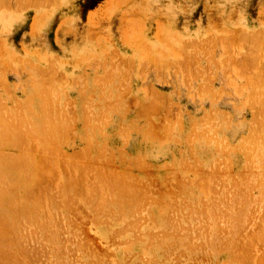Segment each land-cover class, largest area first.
Returning <instances> with one entry per match:
<instances>
[{"label":"rangeland","instance_id":"rangeland-1","mask_svg":"<svg viewBox=\"0 0 264 264\" xmlns=\"http://www.w3.org/2000/svg\"><path fill=\"white\" fill-rule=\"evenodd\" d=\"M263 2L264 0H0V102L3 100L2 103L4 104L6 100L4 105L0 103V112L2 115L4 113L5 116L7 109H9L8 112L10 111V113L14 110L12 114L16 116L20 115L19 109L21 108L23 114L29 115L28 117L32 121H29V123H34L35 127L32 126L34 129L38 128V130L42 123L43 126L47 123L51 124V122L58 120L61 114L66 115L64 118L67 119V125L68 121L70 122V127L68 126V128L65 124L66 126H64L65 129L63 131L62 125L66 121H56L57 126H53L60 128L61 134L60 132L57 133L59 131L58 128V131L54 130L50 124L48 128L51 127L52 132L51 128L47 130L46 125L44 127L47 131L42 126L41 128L44 131L42 129V133L40 130L38 134V131L33 132L29 128L31 124L28 121L27 124L29 125H26V128V126H23L26 124L25 120H22L24 124L21 125L20 122L17 123L15 120L19 115L14 119V116H9L7 112L6 114L10 119L13 117L12 119L14 120H10L13 124L16 122L17 124L15 125L20 124L23 128L31 130L34 133L31 134L32 132L30 131L27 134L29 131H26L27 133L20 131L18 133L20 137L18 138V134L11 133L14 128L11 130V134L8 133L10 131L8 127L11 125L12 128L13 124L10 122V125L7 126L9 124L7 115L8 123H6V119L0 113V116L3 118L2 121L5 122L7 127L2 128V124H0V138L5 137L7 141L2 139V142L5 141L8 145L4 142L2 144L6 146H1L0 140V150L3 149V151L1 150L2 152L0 151V157L6 155L0 158V173L3 171L6 174V179L9 178L7 179L9 181L4 180V184L9 183L12 179L13 182H16L14 183L16 185L13 184V187L12 184H9L6 188L8 190H5L8 193H12L15 190L13 193H16L14 197L16 199L14 201V203L16 202L15 207L17 203L22 204V206L34 205L33 207H36L35 209L38 211L31 213V215H34L32 221L23 222L20 225L19 229L21 230L19 234L20 232L22 234H20L21 240L25 239L22 246H26L22 247L24 258L21 257L22 260L18 258L19 263L27 261V264H68L67 262L71 264H264V153L262 152L264 151V146L261 145L259 147L263 138L258 136L257 138H262V140H257V143L255 142L256 140H253L254 143L252 140H248V142L251 141V143L249 142L250 146L249 143L243 141V136L247 139L253 135L255 136V134L261 135L260 132H264V13H262L264 6L261 7ZM259 36L262 38L259 39ZM212 41H214V45ZM257 46L259 47L258 49H256ZM241 61L242 64H240ZM246 78L249 79L247 80ZM246 82L253 83L246 85ZM208 89L211 92H208ZM45 91L49 92L45 94ZM248 94L249 96L247 97ZM41 95H45L42 96L45 98H42ZM46 96H49L50 99ZM57 96L59 97L57 98ZM252 96L257 99H252ZM27 101L30 103L32 109H29L31 108L28 106L29 104L26 105L29 108L24 106V102L28 103ZM41 101L42 104H39ZM48 103L49 106L52 104L56 107L57 111L60 109L58 112L59 117L56 114L52 116V109L54 108L51 107L52 105L49 107ZM46 104L50 109L47 108L50 112L48 118L53 121L48 120L47 122V117H45L44 123L42 122V118H44L43 113L46 111L48 116L47 109H45ZM5 105L6 108H4ZM17 106L20 108L16 112ZM40 106L44 107L45 111L41 110ZM62 106L63 108H61ZM2 109L5 112H2ZM56 110L55 112L53 110V112L57 113ZM252 111L254 113L257 111L258 114L262 112L260 114L263 116V119L260 114L258 115L256 112V115H254ZM102 113L106 114L102 115ZM257 115L260 118L255 119ZM96 116L97 119L95 118ZM205 116H208V121H205L207 120ZM28 117H26V120L29 119ZM56 117L57 119H55ZM61 118L59 120L63 119ZM260 119L263 121H260ZM257 120L261 124L259 130L257 128L260 124L258 126V123L255 124ZM59 122H61L60 127L58 126ZM212 122H214L213 125ZM20 125L16 127L19 129ZM207 125L208 127L210 125L209 129L211 130L208 129ZM93 126H96V128ZM99 126H101L102 131H100ZM16 127L14 131H17ZM252 127H257L255 131L260 132L254 134ZM4 129L6 131H3ZM205 129H208L209 132L205 131ZM147 130L150 132L149 134ZM248 131L250 134L252 133V136L248 135ZM55 132L57 134L54 136ZM203 132L205 135H203ZM20 133L23 134L21 135ZM36 133L37 136L39 135L38 138ZM211 133L214 134L211 135ZM24 134L27 135L25 136ZM46 134H48V137L50 136V139L44 136ZM84 134L87 136L86 138ZM57 135H59V138H57L61 140L60 142L56 138ZM195 135L196 137L193 138ZM206 135L207 139L211 135V138L215 137L219 141L215 138H209L208 140L210 141H208ZM65 136L68 138H65ZM189 136H192L191 139ZM15 137L17 138L14 139ZM29 137L35 139L31 140L32 144L29 143ZM7 138L12 142H8ZM17 139L20 140L18 141ZM241 141L247 143V145L241 143ZM21 142L26 146L21 145L20 147ZM252 143L254 146H252ZM215 144H218L220 147L222 144H226L223 147V153L221 151L222 148H217ZM27 146V149H31L30 152L34 154V160L33 158L31 159L34 163L30 161V157H33V155L30 156L32 153L29 154V150L26 149ZM251 146L255 147V149H251ZM22 147L25 149H22ZM34 147L35 149L38 147V149L35 150ZM241 147L246 151V154L248 152L249 158L248 154L242 153ZM5 149L6 152L7 150L8 153L10 152L11 156L15 154L14 157L12 156L13 158L17 155L16 160L14 159L17 164L15 161H11L12 158L8 153L4 152ZM3 152L4 154H1ZM259 154L262 156L258 157ZM244 156L246 157L244 158ZM5 157L8 160L10 158V161L14 165L16 164L15 168L17 167V170L9 167L11 163ZM4 158L9 163L8 165ZM222 158H224L225 162ZM246 158H248L247 162H245ZM19 159L25 164L28 163L29 166L33 163V172L31 167L27 166L29 171H31L29 172L25 168V164L23 167L22 162H17ZM1 160L8 168L6 165L3 166L1 164ZM25 160L28 161L25 162ZM250 160L252 164H248L247 166ZM212 163H214V168L211 165ZM229 164L232 166L231 168ZM21 165L25 169H23L24 172L20 170ZM11 166L14 167L13 164ZM14 170L16 173H14ZM37 170L40 176L37 174ZM11 171L12 174L10 175ZM240 171L241 173L238 174ZM3 173L0 174V178L2 179H4ZM21 174L23 177L26 175V177L22 178ZM15 175H21L22 180L24 179L23 184H19L20 182L22 183V180ZM64 176H68V180ZM238 176L239 180L236 179ZM30 178L31 180L29 181ZM208 178H211L210 181H208ZM206 179L208 180L205 181ZM217 179L221 181L219 182ZM70 180L71 182H68ZM25 181L27 184H24ZM63 181L65 185L78 183L79 189L77 187L76 191L73 190L72 193L66 192V194L64 189L61 188V186H65ZM96 181L99 182V186H95L98 184ZM95 182L96 184H94ZM102 182H106L108 185L105 183V186ZM17 184L21 185L20 187L22 188ZM49 185H52L53 190ZM234 186L235 188H233ZM57 187H59L58 192ZM228 187L231 189L228 190ZM222 188H224V191ZM82 189L85 190L83 191ZM220 189L223 191L222 195H220ZM225 189L228 191L233 190V193H235L231 194V191L229 194L226 191L227 197H224L225 194L223 195V193H225ZM237 189H240V194H237ZM50 190L54 192H50ZM60 190L62 191L61 195L59 194ZM87 190L92 195L85 192ZM123 190L126 192H141V197L139 196L141 199H137V202L135 200H130L129 202L133 201L132 208L134 209L138 205L135 212H133L134 209H131V204L128 203V200L125 201L129 205H126L123 201L124 205L122 200L118 199L120 198V193L116 194V192ZM106 192H109V194L112 192L118 196L115 198L114 194H110L112 195L111 199L114 198L111 200L108 197L109 194L108 196L106 195ZM248 192H251L250 195ZM44 193L47 197H44ZM51 193L52 195L50 196L49 194ZM244 193H248L247 197L250 196L251 199H249L252 201L254 199V201L252 202L245 198ZM55 194L60 198L59 200L55 198ZM86 194L93 197L90 200L92 207L97 205L95 206L96 208L90 207L91 204L87 205V203H90L89 200H83ZM101 194H105L104 197L107 196L108 199H103V195L101 196ZM241 194L245 199H240ZM68 195L69 197H74L71 204L68 200ZM236 195L239 196L240 200ZM64 196L67 198L66 200ZM260 197L262 199L259 201L258 198ZM45 198L46 200H44ZM101 198L104 201L106 200V203L102 201L101 204L99 203L103 207L105 205V209H101L102 206L98 204ZM149 198L150 203H148ZM176 198L180 200V202L178 201L180 204L177 203ZM221 198L223 201L222 207L219 202ZM53 199H55V202ZM61 199H63L62 202L64 203L62 206ZM119 200L121 201V205L118 202ZM228 200L231 202L229 201L230 203H228ZM245 200H248L247 204H245L247 207L243 205ZM83 201L85 204L82 203ZM238 201L242 202L238 204ZM134 202L136 203L134 204ZM233 202L237 205L235 206ZM10 203L8 204L10 205ZM215 203L218 204L216 205ZM224 203L228 204L229 212L227 211L228 207L223 209ZM250 203L253 204L251 207H249ZM144 204L147 207L149 206L148 209L147 207L145 208ZM248 204L250 205L248 206ZM0 205L2 207V204ZM41 205L44 206V209L43 207L41 208ZM211 205L213 208H209ZM179 206L182 208H177ZM10 207L14 208L12 204ZM116 207L122 211L124 217H122L123 214H120V211L117 209L113 211ZM7 208L9 209V207ZM107 208L109 209L106 210ZM125 208L128 211L127 209L123 211ZM129 208L135 215L140 213V209L142 212L139 215L137 214L138 216L134 215V217L128 213ZM47 209L51 211L49 212ZM103 210L106 211L104 212ZM170 210H172L171 214L169 213ZM220 210L221 212H219ZM234 210H236V213L240 211L234 216ZM183 211L186 212L184 213ZM57 212L59 216L56 214ZM116 212L119 215L115 214ZM194 212L196 216H194ZM228 213L233 214L228 215ZM0 215L3 214L1 213ZM37 215L39 218L36 217ZM126 215L127 217L125 218ZM4 216L5 218L7 216L9 219L10 215L7 213ZM208 216L212 219L208 218ZM1 217L3 218V216ZM44 217L47 223L40 222L44 220ZM63 217H66V219H63ZM136 217L138 219L141 218L142 222H139V224L141 223L142 225H138V222H136L138 219L136 221L131 220ZM149 217L151 220L148 219ZM5 218L3 219L5 220ZM101 218L103 221H101ZM196 218H199V222L196 221ZM52 219H57V222ZM63 220L67 222L65 223L64 221L63 224ZM129 221L130 223L134 221L131 224L135 225L136 223V226H139V228L133 225V230L132 225L128 223ZM31 222L33 225H31ZM50 222H56L55 226ZM222 222H224L223 226ZM231 223L232 226L230 225ZM34 224H38L36 225L37 229ZM48 224L51 226L48 227ZM60 224L61 226H59ZM171 224L175 225L174 229L171 227L167 229L169 225L172 226ZM22 225L23 227L21 228ZM130 225L132 228H130ZM127 226L130 229H127ZM26 227H29L30 231H27L28 228ZM50 227H54L53 230L58 232L57 236L61 237L53 240L55 237H51L52 234L50 232L52 233L53 230ZM164 227L165 230L163 229ZM43 228L44 233L42 231ZM48 228L50 229L48 230ZM2 229L4 228L0 226V233L2 232L0 235V237L2 236V239L0 238V251H2L1 249L7 250L5 252L10 254L12 253L10 242L12 232L8 231L4 233V231H1ZM45 229L48 232L50 231L49 234H46L48 232ZM195 229H198V231ZM39 232L40 236H38ZM166 232L170 234L168 235ZM8 233L10 234L8 235ZM33 233H36V235ZM29 234H31V238H29ZM63 234L68 240L64 238ZM200 236H203V238ZM72 237L78 240L80 238L86 249L78 244L81 243L80 240H72ZM154 238L157 240L154 241ZM161 238H163V242L159 240ZM42 239L44 242H42ZM63 239L62 245L61 241ZM212 240L214 241L212 242ZM39 243H41L40 246ZM59 243L60 246H58ZM64 243H66V247H63ZM165 244H169L170 248H168L169 246H165ZM180 244L182 245L181 247ZM48 246L51 247V250H49ZM80 246V250H77L76 248ZM52 250L56 253V256L60 257L58 259H62V261L60 260L61 262L52 253ZM70 251L72 252L70 253ZM47 252H49L48 255ZM50 252L54 256V259L51 258L53 257L52 255L49 256ZM57 252L59 255H57ZM173 256L176 261L173 260ZM7 259L6 256L0 257V264H5ZM64 259L67 260L65 261Z\"/></svg>","mask_w":264,"mask_h":264},{"label":"bare ground","instance_id":"bare-ground-1","mask_svg":"<svg viewBox=\"0 0 264 264\" xmlns=\"http://www.w3.org/2000/svg\"><path fill=\"white\" fill-rule=\"evenodd\" d=\"M19 1H20V0H19ZM29 1H30V0H29ZM1 2H3V1H1ZM17 2H18V1H17ZM35 2L37 3V1H35ZM3 3H4V2H3ZM26 3H27V2H26ZM28 3H29V2H28ZM1 4H2V3H1ZM32 4H33V3H32ZM29 5H30V4H29ZM4 6H5V5H4ZM258 38L260 39V38H262V37L259 36ZM258 38H257V39H258ZM259 39H258V41H259ZM238 40H239V39H238ZM252 40H253V39H252ZM254 40H256V39H254ZM256 41H257V40H256ZM213 42H214V41H212V43H213ZM254 42H255V41H254ZM259 42H260V41H259ZM224 43H225V42H224ZM243 43H244V42H243ZM255 43H256V42H255ZM213 45H214V43H213ZM207 46H209V45H207ZM251 46H252V45H251ZM263 46H264V45H263ZM253 47H254V43H253ZM204 48H205V47H204ZM258 48H259V47L257 46L256 49H258ZM194 50H195V49H194ZM209 50H210V49H209ZM254 50H255V49H254ZM213 51H214V50H213ZM213 51H212V52H213ZM196 52H197V51H196ZM252 52H255V51H252ZM252 52H251V53H252ZM253 54H254V53H253ZM112 57H113V56H112ZM112 57H111V58H112ZM260 57H261V56H260ZM104 59H105V58H104ZM255 60H256V59H255ZM118 61H119V60H118ZM237 61H238V60H237ZM263 61H264V60H263ZM104 62H105V61H104ZM255 62H256V61H255ZM240 64H242V61H241ZM109 65H110V64H109ZM208 65H209V64H208ZM262 65H263V64H262ZM126 67H127V66H126ZM241 67H242V66H241ZM262 67H263V66H262ZM117 68H118V67H117ZM128 68H129V67H128ZM243 68H244V66H243ZM246 68H247V67H246ZM104 69H105V68H104ZM207 70H208V69H207ZM241 70H242V69H241ZM261 70H262V69H261ZM47 71H48V70H47ZM211 71H212V70H211ZM41 72H42V71H41ZM102 72H103V71H102ZM128 72H129V71H128ZM248 72H249V71H248ZM260 72H261V71H260ZM126 73H127V72H126ZM193 74H194V73H193ZM246 74H247V73H246ZM258 74H259V73H258ZM258 74H257V75H258ZM3 75H4V74H3ZM104 75H105V74H104ZM106 75H107V74H106ZM123 76H125V75H123ZM249 76H250V75H249ZM262 76H263V75H262ZM262 76H261V77H262ZM127 77H128V76H127ZM186 77H187V76H186ZM93 78H94V77H93ZM106 78H108V77H106ZM207 78H208V77H207ZM0 79H1V78H0ZM45 79H46V78H45ZM98 79H99V78H98ZM108 79H109V78H108ZM118 79H119V78H118ZM246 79H247V78H246ZM248 79H249V78H248ZM248 79H247V80H248ZM250 79H251V78H250ZM262 79H263V78H262ZM209 80H210V79H209ZM244 80H245V79H244ZM93 81H94V80H93ZM186 81H187V80H186ZM210 81H211V80H210ZM5 82H6V81H5ZM5 82H4V83H5ZM99 82H101V81H99ZM208 82H209V81H208ZM212 82H213V81H212ZM4 83H3V84H4ZM41 83H42V82H41ZM122 83H123V82H122ZM249 83L252 84L253 82H252V83L249 82ZM249 83L246 82V85H248ZM230 84H231V83H230ZM243 84H244V83H243ZM42 85L44 86V84H42ZM49 85H50V84H49ZM92 85H93V84H92ZM124 85H125V84H124ZM246 85H245V86H246ZM46 86H47V85H46ZM52 86H53V85H52ZM254 86H255V85H254ZM55 87H56V86H55ZM102 87H103V86H102ZM102 87H101V89H102ZM113 87H115V86H113ZM123 87H124V86H123ZM199 87H200V86H199ZM252 87H253V86H252ZM40 89H41V88H40ZM44 89H45V87H44ZM46 89H47V88H46ZM50 89H51V88H50ZM94 89H95V88H94ZM41 90H42V89H41ZM54 90H55V89H54ZM80 90H81V89H80ZM208 90H209V89H208ZM38 91H39V89H38ZM42 91H43V90H42ZM82 91H83V90H82ZM123 91H124V90H123ZM155 91H156V90H155ZM216 91H217V90H216ZM253 91H254V90H253ZM39 92H40V91H39ZM48 92H49V91H48ZM48 92L45 91V94L48 93ZM57 92H58V91H57ZM80 92H81V91H80ZM84 92H85V91H84ZM99 92H100V91H99ZM101 92H102V90H101ZM151 92H152V91H151ZM208 92H211V91L209 90ZM81 93H82V92H81ZM107 93H108V91H107ZM109 93H111V92L109 91ZM43 94H44V93H43ZM152 94H153V93H152ZM154 94H155V92H154ZM255 94H256V92H255ZM55 95H56V94H55ZM83 95H84V93H83ZM88 95H89V94H88ZM98 95H99V94H98ZM102 95H103V94H102ZM250 95H251V94H250ZM252 95H253V94H252ZM42 96H45V95H41V97H42ZM50 96H51V95H50ZM89 96L91 97V95H89ZM248 96H249V94L247 95V97H248ZM14 97H15V96H14ZM35 97H37V96H35ZM46 97H49V96H46ZM58 97H59V96H57V98H58ZM107 97H108V95H107ZM109 97H111V96H109ZM253 97H254V96H252V99H255V98H256V97H254V98H253ZM0 98H1V96H0ZM42 98H45V97H42ZM101 98H102V97H101ZM120 98H121V97H120ZM120 98H119V99H120ZM27 99H28V98H27ZM49 99H50V97H49ZM49 99H48V100H49ZM153 99H154V98H153ZM252 99H251V100H252ZM256 99H257V98H256ZM4 100H5V99H4ZM19 100H20V99H19ZM28 100H29V99H28ZM32 100H33V99H32ZM42 100H43V99H42ZM48 100H47V101H48ZM54 100H55V99H54ZM64 100H65V99H64ZM67 100H68V99H67ZM104 101H105V100H104ZM110 101H111V100H110ZM255 101H256V100H255ZM255 101H253V102H255ZM2 102H3V100H2ZM2 102H0V103H2ZM5 102H6V100H5ZM5 102H4V104H5ZM27 102H28V101H27ZM48 102H49V101H48ZM52 102H53V101H52ZM52 102H50V103H52ZM57 102H58V101H57ZM85 102H86V100H85ZM89 102H90V101H89ZM253 102H252V103H253ZM256 102H257V101H256ZM54 103H56V102H54ZM103 103H105V102H103ZM2 104H3V103H2ZM2 104H1V105H2ZM4 104H3V105H4ZM18 104H19V103H18ZM24 104H25L24 106H26V105L29 104L28 106L31 107V105H30L29 102H28V103H25V102H24ZM39 104H42V101H41V103H39ZM43 104H44V103H43ZM52 104H53V103H52ZM52 104H50V106H51ZM65 104H66V103H65ZM105 104H106V103H105ZM154 104H155V103H154ZM16 105H17V104H16ZM19 105H20V104H19ZM22 105H23V104H22ZM22 105H21V106H22ZM54 105H55V104H54ZM256 105H257V104H256ZM43 106H44V105H43ZM48 106H49V103H48ZM48 106H47V104H46V108H45V109H47ZM50 106H49V107H50ZM55 106H56V105H55ZM60 106H61V105H60ZM114 106H115V105H114ZM116 106H118V105H116ZM0 107H1V106H0ZM17 107H18V106H17ZM26 107H27V106H26ZM29 107H27V108H29ZM40 107H41V106H40ZM51 107L54 108V109H52V116L55 115V114H56V116H58V115H59L58 112L60 111V109L57 111V110H56V109H57L56 107H54L53 105H52ZM58 107H59V106H58ZM89 107H90V106H89ZM251 107H252V106H251ZM254 107H255V106H254ZM254 107H253V108H254ZM257 107H258V106H257ZM257 107H256V108H257ZM2 108H3V107H2ZM4 108H6V105L4 106ZM19 108H20V107L16 108L15 111L17 112V109H19ZM27 108H26V109H27ZM55 108H56V109H55ZM61 108H63V106H62ZM248 108H249V107H248ZM253 108H250V109H253ZM29 109H32V107L29 108ZM42 109L45 111L44 107H41V110H42ZM48 109H49V108H48ZM48 109H47L48 116H47L46 111L43 113L44 118H42V120H43L42 122H44V123H45V120H44L45 117H47V118H46L47 122H48V120H50V119L48 118V117L50 116V115H49V113H50L49 110H50V109H49V110H48ZM86 109H88V108H86ZM112 109H113V108H112ZM210 109H211V108H210ZM4 110H6V109H4ZM8 110H9V109H7L6 112L3 111V109L1 110L2 112H5V116H4V113H3V115H2V113L0 112V113H1V116L4 117V119H6V123L9 122V124H8L7 126L10 125V122H11L10 120H14L15 117L17 118V116L19 115V114H18V115H16V116H14V114H12L14 110L11 111L12 113H10V111L8 112ZM53 110H54V112H55V110H56L57 113H54ZM109 110H110V109H109ZM20 111H21V108L19 109V113H20V115L18 116L17 119H15L16 122H17V123L20 122V124L23 125L24 123H23L22 120H25V123H26V124L23 125L24 127H25L26 125L28 126L29 124H31L32 121H31L30 117H28L29 115L26 116V114H23V110H22L21 112H20ZM27 111H28V110H27ZM126 111H128V110H126ZM222 111H223V110H222ZM257 111H258V110H257ZM257 111H256V112H257ZM7 112L9 113V114H8L9 116H12V115H13V116H14V119H12L13 117H11V119H10V118L8 117V115L6 114ZM31 112H32V111H31ZM42 112H43V111H42ZM61 112H62V110H61ZM90 112H91V110H90ZM92 112H93V111H92ZM114 112H116V111H114ZM150 112H152V111H150ZM166 112H167V111H166ZM252 112L254 113V111H252ZM256 112L254 113V115H256ZM14 113H15V112H14ZM33 113H35V112H33ZM37 113H38V112H37ZM53 113H54V114H53ZM63 113H64V112H63ZM65 113H66V112H65ZM96 113H97V112H96ZM260 113L262 114V112H260ZM260 113H259V114H260ZM10 114H11V115H10ZM15 114H16V113H15ZM21 114H22V115H21ZM70 114H71V113H70ZM98 114H99V113H98ZM104 114H106V113H104ZM104 114L102 113V115H104ZM148 114H149V113H148ZM205 114H206V112H205ZM205 114H204V115H205ZM257 114H258V112H257ZM259 114H258V115H259ZM261 114H260V116H261L262 119H263V116H262ZM6 115H7L8 119H9L8 122H7V117H6ZM23 115L26 116V117H28L29 119L27 118L28 120H26V117H24ZM45 115H46V116H45ZM86 115H87V114H86ZM91 115H92V114H91ZM93 115H94V114H93ZM96 115H97V114H96ZM251 115H252V113H251ZM254 115H253V117H254ZM258 115H257V117H255V119H256V118L258 119V117H259ZM1 116H0V118H1V119H0V124H2V128H4V127H6V124H5L4 121H2L3 118H2ZM52 116H51V117H52ZM62 116H63V117H62ZM64 116H66V115H62V114H61V117H62L63 119H62L61 117H60V118H61L62 120H59V119H60V118H59L58 120H55L54 122H51V124H50V123H47V124H45L44 126L47 125V130H48V129L50 130L51 127L48 128V126H50V125H51V126H53V125L57 126L56 121H61V122H62V121H66V122L64 123V125H62V127H63V131H64V129H65L64 126L67 125V124H66V123H67V119H65ZM89 116H90V115H89ZM124 116H125V115H124ZM147 116H148V115H147ZM209 116H210V115H209ZM5 117H6V118H5ZM19 117L24 118V119H21V118H20V119H21V120H20ZM37 117H38V116H37ZM51 117H50V118H51ZM54 117H55V116H54ZM58 117H59V116H58ZM87 117H88V116H87ZM92 117H93V116H92ZM165 117H166V116H165ZM205 117H207V118H206L207 120H205V121H208V116H205ZM215 117H216V116H215ZM95 118L97 119V116H96ZM104 118H105V117H104ZM149 118H150V117H149ZM179 118H180V117H179ZM251 118H252V117H251ZM259 118H260V117H259ZM18 119H19V120H18ZM51 119H52V118H51ZM55 119H57V117H56ZM64 119H65V120H64ZM87 119H88V118H87ZM253 119H254V118H253ZM262 119H260V121H261ZM17 120H18V121H17ZM69 120H70V119H69ZM94 120H95V119H94ZM147 120H148V117H147ZM175 120H177V119H175ZM209 120H210V119H209ZM251 120H252V119H251ZM27 121H28V123H29V121H31V122H30L29 124H27ZM50 121H53V120H50ZM50 121H49V122H50ZM96 121H97V120H96ZM108 121H109V120H108ZM164 121H165V120H164ZM173 121H174V120H173ZM180 121H181V120H180ZM262 121H263V120H262ZM2 122H3V123H2ZM13 122H14V121H13ZM16 122H15V124H17ZM21 122H22V123H21ZM34 122H35V121H34ZM42 122H41V123H42ZM61 122H59V124H58L59 127L61 126V124H60ZM209 122H210V121H209ZM252 122H253V121H252ZM254 122H255V121H254ZM11 123H12V122H11ZM41 123H40V125H41ZM84 123H85V122H84ZM93 123H94V121H93ZM97 123H98V122H97ZM148 123L150 124V122H148ZM257 123H258V120H257V122H255V124H257ZM3 124H5V126H3ZM12 124H13V123H12ZM15 124L12 125V128H11V125L8 127V129H9L10 131L8 132V130H7V132H8L9 134H11V133H13V132L16 133V134H18L20 131H23L24 133H27V132L29 131V132L27 133V134H29L31 130H32L33 132H35V131L37 132V131H38V134H39V131L41 130V133H42V129H43V128H41V127L43 126V123H42L41 127H39V128H40L39 130H38V128H37V129L35 128L36 130L34 129V127H35V126H34V123H32L31 126L29 125V128H31V130H27V129H26L27 126H26V128H23V126H21L20 124H18V125H20V128L18 129L19 126H18V125H15ZM49 124H50V125H49ZM65 124H66V125H65ZM69 124H70V122L68 121V125H67V127L69 126ZM73 124H75V123H73ZM85 124L87 125V123H85ZM89 124H90V123H89ZM170 124H171V123H170ZM172 124H174V123H172ZM208 124H209V123H208ZM213 124H214V122H212V125H213ZM250 124H251V123H250ZM252 124H254V123H252ZM259 124H260V123H258L257 126H258ZM32 125H33L34 127H33ZM37 125H38V124H37ZM91 125H92V124H91ZM96 125H97V124H96ZM98 125H99V124H98ZM104 125H105V124H104ZM151 125H152V124H151ZM168 125H169V124H168ZM203 125H204V124H203ZM228 125H229V124H228ZM16 126H18V127H16ZM44 126H43V127H44ZM84 126H85V125H84ZM89 126H90V125H89ZM177 126H178V125H177ZM190 126H191V125H190ZM251 126H252V125H251ZM251 126H249V127H251ZM255 126H256V125H255ZM15 127H16V130H17V131H14V130H15ZM21 127H22V128H21ZM36 127H37V126H36ZM62 127H61V128H62ZM69 127H70V126H69ZM69 127H68V128H69ZM85 127H86V126H85ZM93 127L96 128V126H93ZM100 127H101V126H99V128H100ZM148 127H149V126H148ZM163 127H165V126H163ZM167 127H168V126H167ZM193 127H194V125H193ZM207 127H208V125H207ZM249 127H248V128H249ZM259 127H261V124L258 126V128H257V127H256V128L259 130ZM6 128H7V127H6ZM13 128H14V130H12ZM29 128H28V129H29ZM57 128H58V127L55 128V127L53 126V129H54V130H55V129L57 130ZM68 128H67V129H68ZM71 128H72V127H71ZM73 128H74V127H73ZM91 128H92V126H91ZM91 128H89V129H91ZM94 128H93V129H94ZM177 128H178V127H177ZM209 128H210V125H209L208 129H209ZM252 128H253L254 131L252 130ZM252 128H251V130H252V132H253L254 134L260 132V131H259V132L255 131L256 128H254V127H252ZM44 129H45V131H47L45 127H44ZM44 129H43V131H44ZM59 129H60V128H58V130H59ZM84 129H85V128H84ZM100 129H101V128H100ZM100 129H99V130H100ZM118 129H119V128H118ZM126 129H127V128H126ZM147 129H148V128H147ZM163 129L165 130V128H163ZM169 129H170V127H169ZM191 129H192V128H191ZM208 129H205V131H208ZM260 129H261V128H260ZM262 129H263V128H262ZM1 130H2V129H1ZM11 130H12V132H11ZM18 130H19V131H18ZM24 130H25V131H24ZM54 130H53V132H54ZM58 130H57V131H58ZM130 130H131V128H130ZM148 130H149V129H148ZM148 130H147V132H148V134H149V133H150L149 131H151V130H149V131H148ZM164 130H163V131H164ZM193 130H194V129H193ZM209 130H211V129H209ZM213 130H214V128H213ZM215 130H216V129H215ZM248 130L250 131V129H248ZM3 131H6V129H4ZM26 131H27V132H26ZM32 131H31V132H32ZM66 131H67V130H66ZM86 131H87V128H86ZM92 131H94V130H92ZM100 131H102V129H101ZM119 131H120V129H119ZM119 131H118V133H119ZM145 131H146V129H145ZM166 131H167V130H166ZM249 131H248V132H249ZM10 132H11V133H10ZM33 132H32L31 134H34ZM51 132H52V128H51ZM59 132H60V130H59L57 133H59ZM97 132H98V131H97ZM120 132H121V131H120ZM125 132H126V131H125ZM125 132H124V133H125ZM190 132H191V131H190ZM193 132H194V131H193ZM208 132H209V131H208ZM250 132H251V131H250ZM250 132H249V134H248L249 136L252 134V133L250 134ZM57 133L55 132V133H54V136H55V134H57ZM61 133H62V132H60V134H61ZM99 133H100V132H99ZM126 133H127V132H126ZM126 133H125V134H126ZM201 133H202V132H201ZM20 134L22 135L23 133H20ZM27 134H24V135L26 136ZM31 134H30V135H31ZM44 134H45V132H44ZM63 134H64V133H63ZM144 134H145V132H144ZM166 134H167V133H166ZM170 134H171V132H170ZM189 134H190V133H189ZM207 134H208V133H207ZM213 134H214V133H213ZM213 134L211 133V135H213ZM260 134H261V135H256V134H255L256 138H257L258 136H261V137L263 138V141L261 142V143H263V144L260 143V146L257 145V146H259V147H261V145L264 146V137H263V136H264V135H263L264 132H263V133L260 132ZM42 135H43V134H42ZM47 135H48V134H46V135H44V136L48 137ZM84 135H85V134H84ZM126 135H127V134H126ZM126 135H125V137H127ZM150 135H151V134H150ZM192 135H194V134H192ZM201 135H202V134H201ZM203 135H205L204 132H203ZM211 135H210V136H211ZM262 135H263V136H262ZM28 136H29V135H28ZM28 136H27V137H28ZM36 136H37V133H36ZM36 136H35V137H36ZM58 136H59V135H57L56 138H57ZM63 136H64V135H63ZM93 136H94V135H93ZM210 136H208V137L211 138ZM214 136H216V135H214ZM249 136H248V137H249ZM251 136H252V135H251ZM255 136L253 135L252 137H249L250 139H249V138L246 139V138L243 136V141H245V142H247V143H249V142L251 143V141L248 142V140H252V142H253V140H256L255 142L257 143V140H258V141H259L260 139L262 140V138H260V139L257 138V139H256ZM0 137H1V134H0ZM17 137H18V138L20 137L19 134L17 135ZM17 137H15L14 139H16ZM21 137H22V136H21ZM32 137H33V136H32ZM35 137H34V138H35ZM38 137H39V135L37 136V138H38ZM66 137H67V136H65V138H66ZM86 137H87V136L85 135V138H86ZM89 137H90V136H89ZM89 137H88V138H89ZM144 137H145V135H144ZM189 137H190V136H189ZM191 137H192V136H191ZM191 137H190V139H191ZM195 137H196V135H195L193 138H195ZM240 137H241V136H240ZM58 138H59V137H58ZM58 138H57V139H58ZM63 138H64V137H63ZM67 138H68V137H67ZM127 138H128V137H127ZM187 138H188V137H187ZM209 138H208V139H209ZM212 138H215V137H212ZM212 138H211V139H212ZM241 138H242V137H241ZM244 138H245V140H244ZM251 138H252V139H251ZM254 138H255V139H254ZM2 139L6 140V138H5V137L0 138V140H1V144H2V143L4 144L5 141L2 142ZM7 139H8V138H7ZM12 139H13V138H12ZM20 139H21V138H20ZM20 139H19V140H20ZM22 139H23V138H22ZM32 139H33V138H30V137H29V141H30L29 143H31V144H32V141H31ZM48 139H50V136L48 137ZM48 139H47V140H48ZM144 139H145V138H144ZM176 139H177V138H176ZM206 139H207V135H206ZM208 139H207V140H208ZM215 139H217V138H215ZM8 140H9V139H8ZM17 140H18V139H17ZM19 140H18V141H19ZM33 140H35V139H33ZM53 140H55V139H53ZM63 140H64V139H63ZM73 140H74V138H73ZM85 140H86V139H85ZM207 140H206V141H207ZM217 140L219 141V139H217ZM217 140H216V142H217ZM240 140H241V139H240ZM240 140H239V141H240ZM246 140H247V141H246ZM6 141H7V140H6ZM13 141H14V140H13ZM15 141H16V140H15ZM50 141H51V140H50ZM58 141L60 142L61 140L58 139ZM65 141H66V139H65ZM90 141H91V140H90ZM96 141H97V140H96ZM122 141H123V140H122ZM188 141H189V140H188ZM208 141H210V140H208ZM243 141H241V143H245V142H243ZM8 142H12V141L9 140ZM16 142H17V141H16ZM24 142H25V141H24ZM52 142H53V141H52ZM55 142H57V141H55ZM55 142H54V143H55ZM63 142H64V141H63ZM67 142H68V140H67ZM193 142H194V141H193ZM214 142H215V140H214ZM5 143H6V145H7V142H5ZM13 143H14V142H13ZM49 143H50V142H49ZM64 143H65V142H64ZM88 143H89V142H88ZM220 143H221V141H220ZM247 143H245V144L247 145ZM250 143H249V146H250ZM253 143H254V142H253ZM253 143H252V144H253ZM3 144H2L1 146H4ZM26 144H27V143H26ZM62 144H63V143H62ZM105 144H106V143H105ZM252 144H251V145H252ZM258 144H259V143H258ZM6 145H5V146H6ZM21 145L24 146L25 144H22V142H21L20 147H21ZM35 145H37V144H35ZM41 145H42V144H41ZM41 145H40V146H41ZM90 145H91V144H90ZM215 145H216V144H215ZM225 145H226V144H225ZM225 145L222 144L221 147H220V146H218V144H217L216 146H217V148H218V147L222 148L221 151H222V153H223V147H224ZM227 145H228V144H227ZM5 146H4V147H5ZM7 146H8V145H7ZM25 146H26V145H25ZM28 146H29V145H28ZM28 146L26 147V149L28 148ZM85 146H87V145H85ZM235 146H237V145H235ZM252 146H254V144H253ZM252 146H251V147H252ZM9 147H10V146H9ZM32 147H33V146H32ZM239 147H240V146H239ZM255 147H256V145H255ZM255 147H252L251 149H255ZM1 148H2V147H1ZM23 148H24V147H22V149H23ZM39 148H40V147H39ZM103 148H104V147H103ZM119 148H120V147H119ZM235 148H236V147H235ZM241 148H242V147H241ZM241 148H239V149H241ZM20 149H21V148H20ZM24 149H25V148H24ZM32 149H33V148H32ZM34 149H35V147H34ZM36 149H38V147H37ZM36 149H35V150H36ZM44 149H45V148H44ZM228 149H229V148H228ZM228 149H227V151H228ZM261 149H262V148H261ZM263 149H264V148H263ZM1 150L3 151V149H1ZM1 150H0V151H1ZM27 150H29V149H27ZM45 150H46V149H45ZM100 150H101V149H100ZM217 150H218V149H217ZM241 150H242V153L245 152V154H246V151L243 150V148H242ZM2 151H1V152H2ZM22 151H23V150H22ZM30 151H31V149L29 150V154L32 153V152H30ZM227 151H225V152H227ZM234 151H235V149H234ZM259 151H260V150H259ZM259 151H258V153H259ZM4 152H6V149H5ZM4 152L1 153V154H4ZM33 152H34V151H33ZM36 152H37V151H36ZM38 152H39V151H38ZM62 152H63V151H62ZM62 152H60V153H62ZM219 152H220V151H219ZM238 152H239V151H238ZM262 152L264 153V151H262ZM6 153H8V150H7ZM6 153H5V154H6ZM9 153H10V152H9ZM9 153H8V154H9ZM18 153H19V152H18ZM40 153H41V152H40ZM42 153H43V152H42ZM46 153H47V152H46ZM49 153H50V152H49ZM111 153H112V152H111ZM254 153L257 155L256 152H254ZM44 154H45V153H44ZM51 154H52V153H51ZM119 154H120V153H119ZM225 154H226V153H225ZM247 154H248V152H247ZM247 154H246V155H247ZM14 155H15V154H14ZM14 155H12V156L14 157ZM18 155H21V154H18ZM31 155H33V157H30V161H31L32 158H33V160H34V154L32 153V154H30V156H31ZM248 155H249V154H248ZM2 156H3V155H2ZM2 156H1L0 158H3V157L6 156V155H4L3 157H2ZM9 156L12 158V160H11L10 158H9V160H8V159L5 157V158L8 160V162H9L10 160H11V161H15V160H16L15 158L17 157V155L15 156V158H13V157L11 156V154H9ZM22 156H24V155H22ZM26 156H27V154H26ZM137 156H138V155H137ZM261 156H262V155H261ZM261 156H260V154H259L258 157H261ZM7 157H8V156H7ZM110 157H111V155H110ZM138 157H139V156H138ZM245 157H246V156H244V158H245ZM249 157H250V155L248 156V158H249ZM5 158H4V160H5ZM19 158H20V157H19ZM93 158H94V157H93ZM217 158H218V157H217ZM248 158H246V161H245V162H247ZM262 158H263V157H262ZM14 159H15V160H14ZM27 159H28V157H27ZM41 159H42V158H41ZM195 159H197V158H195ZM229 159H230V158H229ZM250 159H251V158H250ZM4 160H3V161H4ZM7 160H5V161L7 162ZM22 160H23V159H22ZM33 160H32L31 162H33ZM218 160H220V159H218ZM222 160H224V158H222ZM243 160H245V159H243ZM11 161H10L9 163L13 164L14 167H12L11 164H9L8 162H7V165L9 164V167H10V168H15V165L17 164L16 161H15V163H16L15 165H14V163H12ZM19 161H20V163L22 162L21 159H19L17 162H19ZM27 161H28V160H27ZM27 161L25 160V162H27ZM181 161H182V160H181ZM213 161H214V160H213ZM216 161H217V159H216ZM258 161H260V160H258ZM262 161H263V160H262ZM262 161H261V162H262ZM1 162H2V160H1ZM6 162H4V163H6ZM31 162H30V164H31ZM197 162H198V161H197ZM219 162H220V161H219ZM221 162H222V161H221ZM224 162H225V160H224ZM231 162H232V161H231ZM22 163H23V167H24V164H25V163H24V162H22ZM33 163H34V162H33ZM33 163H32V164H33ZM195 163H196V162H195ZM199 163H200V162H199ZM199 163H198V165H199ZM217 163H218V161H217ZM217 163H216V164H217ZM1 164H2L3 166L6 165V164H3V162H2ZM32 164H31L30 166H29L28 163L25 164V168L27 169V171H29V169H28L27 166L31 167V170H32V167H33ZM126 164H127V163H126ZM213 164H214V163H212L211 165L213 166ZM218 164H219V163H218ZM218 164H217V165H218ZM248 164H249V165L252 164V163H251V160H250V163H247V166H248ZM7 165H6V166H7ZM18 165H20V164L18 163ZM46 165H47V164H46ZM184 165H185V163H184ZM188 165H190V164H188ZM200 166H201V165H200ZM212 166H211V168H212ZM221 166H222V164H221ZM229 166H230V168L232 167L230 164H229ZM253 166H254V165H253ZM18 167H19V166H18ZM63 167H64V166H63ZM197 167H198V166H197ZM209 167H210V166H209ZM216 167H217V166H216ZM250 167H251V166H250ZM7 168H8V166H7ZM7 168H5V169H6V170H9V169H7ZM16 168H17V167H16ZM16 168H15V170H17ZM19 168H20V167H19ZM21 168H22V165H21ZM21 168H20V170L23 171L24 168H22V169H21ZM47 168H48V167H47ZM213 168H214V166H213ZM248 168H249V167H248ZM54 169H55V167H54ZM219 169H220V168H219ZM222 169H223V168H222ZM249 169H250V168H249ZM260 169H261V168H260ZM263 169H264V168H263ZM15 170H14V171H15ZM24 170H25V169H24ZM70 170H71V168H70ZM186 170H187V169H186ZM194 170H195V169H194ZM211 170H212V169H211ZM241 170H242V169H241ZM14 171H13V172H14ZM55 171H56V169H55ZM89 171H91V170H89ZM177 171H178V170H177ZM222 171H223V170H222ZM23 172H24V171H23ZM25 172H26V171H25ZM29 172H31V171H29ZM32 172H33V170H32ZM46 172H47V171H46ZM58 172H59V171H58ZM85 172H86V171H85ZM102 172H103V171H102ZM252 172H253V170H252ZM263 172H264V171H263ZM1 173H3V171H2ZM1 173H0V174H1ZM14 173H16V171H15ZM14 173H13V174H14ZM17 173H18V172H17ZM49 173H50V172H49ZM56 173H57V171H56ZM56 173H55V174H56ZM67 173H68V172H67ZM239 173H241V171L238 172V174H239ZM261 173H262V172H261ZM261 173H260V174H261ZM3 174H4V173H3ZM3 174H2V175H3ZM11 174H12V171H11L10 175H11ZM19 174H20V171H19ZM25 174L27 175V173H25ZM29 174H30V173H29ZM29 174H28V175H29ZM32 174H33V173H32ZM37 174H38V170H37ZM44 174H45V173H44ZM247 174H248V173H247ZM247 174H245V175L247 176ZM256 174H257V173H256ZM262 174H263V173H262ZM5 175H6V174H4V179L0 178V179H1V180H0V188H1V190H0V204H2V207H1V205H0V214H1V213L3 214V215H0V226L3 227V228L5 229V230H4V229L1 230V231H4V233H6V232H8V231H9V232H12V236L10 237L11 249H12L11 252H12V253L9 254L8 252H5V251H7V250H3V249H1L2 251H0V257H5V256H6V258H8L5 264H24V263L27 264V263H26L27 261H26V262L23 261L24 263H19V262H18V258H21V257L24 258V255H23V254H24V251H23L22 247L26 246V245L22 246V245H23V241L25 242V239H24L23 241L21 240V236H20L21 232H20V234H19V231H20L21 229H19V228H20L21 223H23V222L25 223V222H28V221H32V218H34V217H33L34 215H31V213H32V212L34 213V212L37 211V210L35 209L36 207H33L34 205H33V206H27V205H26V206H22V204H18V203H17V206L15 207L16 202L14 203V201H16V199H14V197H15L16 193L13 194V193L15 192V190H14L13 192L11 191L12 193H10V192L8 193V191L6 192V190H8V189H6V188L9 186V184H12V187H13L14 185H16V184H14V183H16V182H13V179H12V181L10 180L9 183H6L7 185L4 184V183H5L4 180L6 179V176H5ZM21 175H22V174H21ZM21 175H19L20 177H19L18 175H15V176H17L18 178H21ZM26 175H24V176L26 177ZM33 175H34V174H33ZM38 175H39V174H38ZM38 175H37V176H38ZM42 175H43V174H42ZM49 175H50V174H49ZM209 175H210V174H209ZM209 175H208V177H209ZM218 175H219V174H218ZM221 175H222V174H221ZM221 175H220V176H221ZM252 175H253V174H252ZM257 175H258V174H257ZM263 175H264V174H263ZM263 175H261V176H263ZM0 176H1V175H0ZM12 176H13V175H12ZM15 176H14V178H15ZM39 176H40V175H39ZM51 176H52V175H51ZM212 176H214V175H212ZM216 176H217V175H216ZM229 176H230V175H229ZM236 176H237V173H236ZM255 176H256V175H255ZM2 177H3V176H2ZM7 177H8V176H7ZM25 177H23V175H22V178H25ZM47 177H48V176H47ZM64 177H65V176H64ZM67 177H68V176H67ZM67 177H65V178L68 180L69 177H68V178H67ZM70 177H71V175H70ZM80 177H81V176H80ZM120 177H122V176L120 175ZM214 177H215V176H214ZM231 177H232V176H231ZM256 177H259V176H256ZM18 178H17V179H18ZM22 178H21L20 180H22ZM74 178H75V177H74ZM76 178H77V177H76ZM87 178H88V177H87ZM113 178H114V177H113ZM187 178H188V177H187ZM221 178H223V177H221ZM225 178H227V177H225ZM238 178H239V176H238L236 179L239 180ZM247 178H249V177L247 176ZM7 179H9V178H7ZM7 179H6V180H7ZM32 179H33V178H32ZM71 179H72V178H71ZM110 179H111V178H110ZM128 179H130V178L128 177ZM182 179H183V178H182ZM203 179H204V178H203ZM203 179H201V180H203ZM208 179H209V180H208ZM208 179H206L205 181H207V180L210 181L211 178H208ZM212 179H213V178H212ZM215 179H216V178H215ZM243 179L245 180V178H243ZM20 180L18 179V181H20ZM30 180H31V178L29 179V181H30ZM40 180H41V178H40ZM40 180H37V181H40ZM47 180L49 181V179H47ZM60 180H61V179H60ZM64 180H65V179H64ZM67 180H65V182H67ZM87 180H88V179H87ZM123 180H124V177H123ZM126 180H127V177H126ZM217 180L219 181V179H217ZM217 180H216V181H217ZM223 180H224V179H223ZM233 180H234V179H233ZM233 180H232V181H233ZM251 180H252V179H251ZM251 180H250V183H251ZM7 181H9V180H7ZM15 181H16V180H15ZM23 181H24V179L22 180V183L20 182L19 184H23ZM29 181H28V182H29ZM41 181H42V180H41ZM53 181H54V180H53ZM82 181H83V180H82ZM82 181H81V183H82ZM218 181H217V182H218ZM220 181H221V180H220ZM220 181H219V182H220ZM241 181H243V180H241ZM245 181H246V180H245ZM245 181H244V182H245ZM248 181H249V180H248ZM25 182H26V181H25ZM25 182H24V184H27V182H26V183H25ZM60 182H61V181H60ZM68 182H71V180L68 181ZM96 182H97V181H96ZM96 182H95L94 184H96ZM211 182H213V181H211ZM211 182H208V183L213 184V183H211ZM17 183H18V182H17ZM52 183H53V182H52ZM63 183H64V181H63ZM72 183H74V182H72ZM97 183H98V184H96L95 186H99V185H100L99 182H97ZM102 183H104V182H102ZM105 183H106V182H105ZM105 183H104V184H105ZM112 183H113V182H112ZM140 183H141V182H140ZM178 183H179V182H178ZM208 183H207V184H208ZM226 183H227V182H226ZM248 183H249V182H248ZM13 184H14V185H13ZM19 184H17V185L19 186ZM42 184H43V182H42ZM44 184H45V183H44ZM46 184H47V183H46ZM57 184H58V183H57ZM77 184H78V183H77ZM77 184L72 185V184L69 183V184L65 185V183H64L65 186H64V187L61 186V188L64 189V192H65V193H66V192H68V193H72L73 190H75V191L77 190V187H78V189H79V186H77ZM106 184H107V183H106ZM106 184H105V186H106ZM132 184H133V183H132ZM219 184H220V183H219ZM235 184H236V183H235ZM1 185H2V186H1ZM62 185H63V184H62ZM107 185H108V184H107ZM135 185H136V184H135ZM142 185H143V184H142ZM208 185H209V184H208ZM228 185H229V184H228ZM233 185H234V184H233ZM237 185H239V184H237ZM3 186H4V187L6 186V187L4 188ZM20 186H21V185H20ZM20 186H19V187H20ZM23 186H24V185H23ZM41 186H43V185H41ZM49 186H50V185H49ZM51 186H52V185H51ZM51 186H50V187H51ZM72 186H75V187H72ZM92 186H93V185H92ZM114 186H116V184H114ZM244 186H245V185H244ZM15 187H16V186H15ZM15 187H14V189H15ZM19 187H18V188H19ZM93 187H94V186H93ZM100 187H101V186H100ZM174 187H175V186H174ZM183 187H184V186H183ZM209 187H210V185H209ZM218 187H219V186H218ZM218 187H217V188H218ZM229 187H230V186H229ZM229 187H228V190L231 189V188L229 189ZM242 187H243V186H242ZM10 188H11V186H10ZM20 188H22V187H20ZM20 188H19V189H20ZM26 188H27V187H26ZM61 188H60V189H61ZM88 188H89V187H88ZM115 188H116V187H115ZM207 188H208V186H207ZM210 188H211V187H210ZM233 188H235V186H234ZM5 189H6V190H5ZM51 189L53 190V187H51ZM55 189H56V188H55ZM58 189H59V187H57V192L59 191ZM63 189H61V190H63ZM85 189H86V186H85ZM85 189H84V190H85ZM181 189H182V187H181ZM213 189H215V188H213ZM222 189H223V191H224V188H222ZM9 190H10V189H9ZM38 190H39V189H38ZM38 190H37V191H38ZM42 190H43V187H42ZM48 190H49V189H48ZM52 190H50V192H51ZM61 190H60L59 194L62 193ZM82 190H83V189H82ZM84 190H83V191H84ZM89 190H90V189H89ZM207 190H208V189H207ZM228 190L225 189V193H223V195L225 194L224 197H227V196H226V191H228ZM234 190H235V189H234ZM237 190H238V189H237ZM237 190H236V191H237ZM26 191H27V190H26ZM90 191H92V190H90ZM94 191H95V189H94ZM110 191H111V190H110ZM118 191H119V189H118ZM215 191H216V190H215ZM220 191H221V189H220ZM223 191H221V194H220V195H222V192H223ZM231 191H232V192H231ZM231 191H228L229 194H230V192H231V194L233 193V190H231ZM239 191H240V189L238 190V193H237V194H240V193H241V192L239 193ZM251 191H252V190H251ZM24 192H25V191H24ZM52 192H54V191H52ZM57 192H56V193H57ZM85 192L90 193V195H92L91 192H89L88 190L85 191ZM96 192H97V190H96ZM101 192H103V191H101ZM101 192H100V193H101ZM188 192H189V191H188ZM27 193H28V192H27ZM29 193H30V192H29ZM38 193H39V192H38ZM45 193H46V192H45ZM45 193H44V197H47V195L45 196ZM65 193H64V194H65ZM75 193H76V192H75ZM92 193H93V191H92ZM98 193H99V192H98ZM117 193H120V195H119L120 198H118V199L122 200V202L124 201L125 203L127 202V201H125V200H128V203H129L130 200H133V201L135 200V201H136L137 199H139V198L141 197V192H140V191H134V192H133V191H127V192H126L125 190H123V191H121V192H116V194H117ZM193 193H194V192H193ZM205 193H206V192H205ZM216 193H217V192H216ZM234 193H235V192H234ZM234 193H233V194H234ZM248 193H249V195H250L251 192H248ZM248 193H247V194H248ZM66 194H67V193H66ZM66 194H65V195H66ZM93 194H94V193H93ZM108 194H109V192H108V193L106 192V195H107V196H108ZM110 194L113 195L114 193L111 192ZM110 194H109L108 197L111 199L112 195H110ZM116 194L113 195L115 198H116V196H118V195H116ZM208 194H209V193H208ZM229 194H228V195H229ZM242 194H243V193H242ZM242 194H241L240 199L243 198V195H242ZM247 194L244 193V195H245L244 197L247 198V199H249L250 196L247 197ZM259 194H261V193H259ZM13 195H14V196H13ZM29 195H30V194H29ZM38 195H39V194H38ZM41 195H42V194H41ZM49 195L51 196L52 193L49 194ZM56 195H57V194H55V196H56ZM60 195H61V194H60ZM90 195H87V194H86V195H84V197H83L84 199H83V198H81V199H83L84 201H88V200H89L90 203H87V205H88V204H91L90 207H92V203H91V200H90V199L93 198V197L90 196ZM99 195H100V194H99ZM99 195H96V196H99ZM102 195H103V194H101V196H102ZM152 195H153V193H152ZM178 195H179V194H178ZM210 195H212V194H210ZM262 195H263V194H262ZM23 196H24V195H23ZM42 196H43V195H42ZM42 196H41V197H42ZM75 196H76V195H75ZM96 196H95V198H96ZM104 196H105V194L102 196L103 199H104V198H105V199H106V198L108 199L107 196H106V197H104ZM139 196H140V197H139ZM236 196H237V195H236ZM252 196H253V193H252ZM252 196H251V197H252ZM26 197H27V196H26ZM41 197H40V198H41ZM52 197H53V196H52ZM60 197H61V196H60ZM66 197H67V196H66ZM237 197H238V199H239V196H237ZM31 198H32V196H31ZM55 198H57L58 200L60 199V198H58V196H56ZM72 198H74V197H73V196H72V197H69V195H68V200H69L70 204L72 203V202H71V201H72ZM86 198H89V199H86ZM122 198H123V199H122ZM181 198H182V197H181ZM222 198H223V197H222ZM222 198H221L220 201H219V202L221 203V205H220L221 207H222V205H223V204H222V202H223V201H222ZM233 198H234V197H233ZM233 198H232V199H233ZM235 198H236V197H235ZM245 198H243V199H245ZM254 198H255V196H254ZM25 199H26V198H25ZM64 199L66 200L67 198H65V196H64ZM75 199H76V197H75ZM77 199H78V198H77ZM103 199L101 198V200H99V201L97 200V201H98V204H99V203L101 204L102 202H105V201L107 200V199H106V200L104 201ZM113 199H114V198H113ZM113 199H111V200H113ZM140 199H141V198H140ZM143 199H144V198H143ZM151 199H152V198H151ZM154 199H155V198H154ZM176 199H177V198H176ZM182 199H184V198H182ZM214 199H215V198H214ZM216 199H217V198H216ZM225 199H227V198H225ZM229 199L231 200V198H229ZM236 199H237V198H236ZM240 199H239V200H240ZM243 199H242V200H243ZM250 199H251V198H250ZM250 199H249V200H250ZM256 199H257V198H256ZM258 199H259V201H260L262 198L260 197V198H258ZM41 200H42V199H41ZM44 200H46V198H45ZM49 200H50V199H49ZM49 200H48V201H49ZM53 200H54V202H55V199H53ZM62 200H63V199H61L60 201L62 202ZM120 200L118 201L119 204L121 203ZM148 200H149L148 203H150V198H149ZM152 200H153V199H152ZM184 200H185V199H184ZM203 200H204V199H203ZM230 200H228V203L231 202ZM233 200H235V199H233ZM233 200H232V201H233ZM76 201H78V200H76ZM80 201H82V200H80ZM84 201H83L82 203H84ZM101 201H102V202H101ZM133 201H131V203H129V204H131V209H132V210L134 209V208H132V207H133V206H132V205H133V204H132ZM174 201H175V200H174ZM178 201L180 202V200L177 199V203L180 204ZM225 201H226V200H225ZM229 201H230V202H229ZM235 201H236V200H235ZM250 201H252V200H250ZM253 201H254V199H253ZM253 201H252V202H253ZM10 202H13V203H10ZM19 202H20V201H19ZM26 202H27V201H26ZM49 202H50V201H49ZM52 202H53V201H52ZM61 202H58V203H61ZM78 202H79V201H78ZM107 202H108V201H107ZM124 202H123V204H124ZM136 202H137V201H136ZM136 202H134V204H135ZM142 202H144V201H142ZM145 202H147V201H145ZM152 202H153V201H152ZM175 202H176V201H175ZM216 202H217V201H216ZM239 202H240V201H238V204H240L242 201H241L240 203H239ZM246 202H248V200H247V201L245 200V201H244V204L242 203L245 207H247V205H245V204H247ZM8 203H10V205H9ZM41 203H42V201H41ZM56 203H57V202H56ZM56 203H55V204H56ZM105 203H106V202H105ZM105 203H104V204H105ZM108 203H109V202H108ZM128 203H126V205H129ZM177 203H176V204H177ZM187 203H188V202H187ZM187 203H186V204H187ZM213 203H214V202H213ZM213 203H211V204H213ZM226 203H227V202H226ZM233 203H234V202H233ZM233 203H232V204H233ZM11 204H12V207H14V208H11V207H10ZM42 204H43V203H42ZM48 204H49V203H48ZM84 204H85V203H84ZM100 204H99V205H100ZM119 204H116V205H119ZM138 204H139V203H138ZM178 204H177V205H178ZM182 204H183V202H182ZM194 204H195V203H194ZM200 204H201V203H200ZM204 204H205V203H204ZM215 204H216V203H215ZM217 204H218V203H217ZM217 204H216V205H217ZM234 204H235V206L237 205L236 203H234ZM242 204H241V205H242ZM250 204H251V203H250ZM250 204H248V206H249ZM18 205H21V206H18ZM45 205H47V204L45 203ZM49 205H50V204H49ZM62 205H64L63 202H62L61 206H62ZM65 205H66V204H65ZM87 205H86V206H87ZM112 205L114 206V204H112ZM120 205H121V204H120ZM124 205H125V204H124ZM136 205H137V204H136ZM146 205H147V204H146ZM149 205H150V204H149ZM174 205H175V204H174ZM183 205H184V204H183ZM183 205H182V206H183ZM207 205H209V204H207ZM225 205H226V204L224 203V208H223V209H225V207H228V206H227L228 204H227L226 206H225ZM243 205H242V206H243ZM252 205H253V204H251L249 207H251ZM3 206H4V207H3ZM56 206H57V205H56ZM88 206H89V205H88ZM95 206H97V205H95ZM95 206L92 207V208H93V209L96 208ZM100 206H102L101 209L105 207V205H104V207H103V205H100ZM137 206H138V205H137ZM137 206H136V208H137ZM144 206H145V204H144ZM185 206H186V205H185ZM192 206H193V205H192ZM214 206H215V205H214ZM220 206H219V207H220ZM229 206H230V205H229ZM244 206H243V207H244ZM7 207H9V209H8ZM42 207H43V209H44V206L41 205V208H42ZM59 207H60V206H59ZM66 207L69 208L68 206H66ZM66 207H64V208H66ZM114 207H115V206H114ZM146 207H147V206H145V208H146ZM148 207H149V206H148ZM148 207H147V209H148ZM172 207H173V206H172ZM180 207H181V206H179V207H177V208H180ZM204 207H205V205H204ZM207 207H208V206H207ZM207 207H206V208H207ZM211 207H212V205H211L209 208H211ZM221 207H220V208H221ZM33 208H34V209H33ZM64 208H62V209L64 210ZM105 208H106V207H105ZM105 208H104V209H105ZM136 208H135V209H136ZM173 208H174V207H173ZM181 208H182V207H181ZM183 208H184V207H183ZM212 208H213V207H212ZM214 208H215V207H214ZM217 208H218V206H217ZM239 208L242 209V207H240V206H239ZM37 209H38V208H37ZM85 209H86V208H85ZM101 209H100V210H101ZM108 209H109V208H107L106 210H108ZM116 209H117V207H116L115 210H113V211H116ZM126 209H127V208H125L124 210L122 209V210L125 211ZM129 209H130V208H129ZM131 209L129 210L128 213H130V215L134 216L135 213H133V212H135L136 210L134 209V211L131 212ZM138 209H139V208H138ZM195 209H196V208H195ZM195 209H194V211H195ZM233 209H234V208H233ZM244 209H245V208H244ZM244 209H243V211H245ZM248 209H249V208H248ZM251 209H252V208H251ZM253 209H254V208H253ZM33 210H34V211H33ZM47 210L49 211V209H47ZM89 210H90V209H89ZM106 210H103V211L105 212ZM117 210H118V209H117ZM177 210H178V209H177ZM213 210H216V209H213ZM226 210H227V209H226ZM254 210H255V209H254ZM39 211H40V209H39ZM50 211H51V210H50ZM50 211H49V212H50ZM59 211H60V210H59ZM59 211H58V212H59ZM69 211H70V210H69ZM109 211H110V210H109ZM118 211H120V214H123L122 211H121L120 209H119ZM127 211H128V209H127ZM127 211H126V212H127ZM139 211H140V213L142 212L141 209H140ZM171 211H172V210L169 211L170 214H171ZM180 211H182V210H180ZM216 211H217V210H216ZM227 211L229 212V207H228V210H227ZM230 211H231V210H230ZM234 211H235V212H234V213H235L234 216H235V215H237V213H238L240 210H239L237 213H236V210H234ZM243 211H241V212L243 213ZM37 212H38V211H37ZM37 212H36V213H37ZM49 212H48V214H49ZM54 212H55V210H54ZM58 212L56 213L57 215H58ZM89 212H92V211H89ZM110 212H111V211H110ZM126 212H125V213H126ZM137 212H138V210H137ZM137 212H136V213H137ZM177 212H179V211H177ZM183 212H184V211H183ZM185 212H186V211H185ZM185 212H184V213H185ZM219 212H221V210H220ZM225 212H226V211H225ZM248 212H249V211H248ZM258 212H259V211H258ZM7 213H8L10 216H9V219H8L7 216H6V218H7V220H6V218H5L4 215L7 214ZM36 213H35V215H36ZM46 213H47V212H46ZM46 213H45V214H46ZM67 213H68V212H67ZM94 213H95V211H94ZM94 213H91V214H94ZM106 213H107V212H106ZM118 213H119V212H118ZM140 213H139V214H140ZM179 213H180V212H179ZM188 213H189V211H188ZM222 213H223V211H222ZM249 213H250V212H249ZM50 214H51V218H52V212H51ZM81 214H82V213H81ZM109 214H110V213H109ZM115 214H117V212H116ZM137 214H138V213H137ZM137 214H136V215H137ZM139 214H138V215H139ZM148 214H149V213H148ZM181 214H182V212H181ZM190 214H191V213H190ZM194 214H195V212H194ZM200 214H201V213H200ZM220 214H221V213H220ZM230 214H231V213H230ZM230 214L228 213V215H230ZM232 214H233V213H232ZM232 214H231V215H232ZM240 214H241V213H240ZM38 215H39V214H38ZM38 215H37L36 217H38ZM62 215H63V214H62ZM70 215H71V214H70ZM99 215H100V214H99ZM110 215H112V214H110ZM117 215H119V214H117ZM136 215H135V216H136ZM138 215H137V216H138ZM188 215H189V214H188ZM201 215H202V214H201ZM204 215H205V214H204ZM224 215H225V214H224ZM226 215H227V214H226ZM1 216H3V218H5L6 221H5ZM55 216H56V215H55ZM58 216H59V215H58ZM60 216H61V214H60ZM63 216H64V215H63ZM68 216H69V215H68ZM82 216H83V215H82ZM85 216H86V215H85ZM85 216H84V217H85ZM92 216H93V215H92ZM94 216H95V215H94ZM100 216H101V215H100ZM113 216H114V215H113ZM128 216H129V214H128ZM135 216H134V217H135ZM148 216H151V215H148ZM194 216H196V214H195ZM205 216H206V215H205ZM221 216H222V215H221ZM246 216H249V215H246ZM36 217H35V218H36ZM45 217H47V216H45ZM45 217H44V220L41 219V220H43V221H40V222H46V221H45ZM61 217H62V216H61ZM84 217H83V218H84ZM87 217H88V216H87ZM96 217H97V214H96ZM101 217H102V216H101ZM122 217H124V214L122 215ZM126 217H127V215L125 216V218H126ZM198 217H199V216H198ZM200 217H201V216H200ZM202 217H203V216H202ZM243 217H244V216H243ZM253 217H254V216H253ZM253 217H252V220H253ZM38 218H39V217H38ZM40 218H41V217H40ZM42 218H43V216H42ZM53 218H54V217H53ZM56 218H58V217H56ZM119 218H120V216H119ZM153 218H154V217H153ZM153 218H152V219H153ZM183 218H184V217H183ZM183 218H182V219H183ZM194 218H195V217H194ZM205 218H206V217H205ZM208 218H211V217L208 216ZM222 218H223V217H222ZM227 218H228V217H227ZM233 218H234V217H233ZM36 219H37V218H36ZM36 219H35V220H36ZM47 219H48V218H47ZM47 219H46V220H47ZM54 219H55V218H54ZM63 219H66V217H63ZM95 219H96V218H95ZM104 219H105V218H104ZM136 219H138V218L136 217V218L131 219V220L136 221ZM146 219H147V217H146ZM148 219L151 220L150 217H149ZM182 219H181V220H182ZM184 219H185V218H184ZM184 219H183V220H184ZM196 219H197V218H196ZM196 219H195V220H196ZM211 219H212V218H211ZM215 219H216V218H215ZM223 219H224V218H223ZM231 219H232V217H231ZM33 220H34V219H33ZM52 220H53V219H52ZM58 220H60V219H58ZM81 220H82V219H81ZM83 220H84V219H83ZM114 220H115V219H114ZM192 220H194V219H192ZM198 220H199V218H198L196 221H198ZM216 220H217V219H216ZM37 221H39V220L37 219ZM50 221H51V220H50ZM53 221H56V222H57V219H56V220H53ZM64 221H65V220H63V224H64ZM99 221H100V220H99ZM101 221H103L102 218H101ZM134 221H132L131 223H134ZM196 221H194V222H196ZM212 221H213V220H212ZM212 221H211V223H212ZM223 221H224V220H223ZM33 222H34V221H33ZM56 222H55V223H56ZM66 222H67V221H65V223H66ZM68 222H69V221H68ZM92 222H94V221H92ZM136 222H138V225H142L141 223L139 224V222H142V221H141V218L138 219V221H136ZM154 222H155V221H154ZM167 222H168V219H167ZM192 222H193V221H192ZM198 222H199V221H198ZM215 222H216V221H215ZM35 223H36V222H35ZM46 223H47V222H46ZM46 223H44V224H46ZM48 223H49V220H48ZM50 223H52V222H50ZM55 223H52V225L54 224V226H55ZM58 223H59V222H58ZM60 223H61V222H60ZM128 223H130V221H129ZM128 223H127V224H128ZM131 223H130V224H131ZM181 223L184 224L185 221H184V223H183V222H181ZM196 223H197V222H196ZM202 223H203V222H202ZM218 223H219V222H218ZM222 223H223V224H222V226H223V225H224V222H222ZM232 223H233V222H232ZM232 223L230 224L231 226H232ZM41 224H42V223H41ZM41 224H40V225H41ZM96 224H97V223H96ZM182 224H181V225H182ZM220 224H221V222H220ZM242 224H243V223H242ZM26 225L28 226V224H26ZM31 225H33L32 222H31ZM34 225L36 226V225H38V224H34ZM56 225H57V224H56ZM65 225H66V224H65ZM87 225H88V224H87ZM87 225H86V226H87ZM128 225H129V224H128ZM131 225H132L133 228L131 227ZM131 225H130V228H132V229L134 230V226H136L137 224L135 223V225H134V224H131ZM133 225H134V226H133ZM149 225H150V224H149ZM171 225H172V224H171ZM193 225H194V224H193ZM193 225H192V226H193ZM195 225H196V224H195ZM204 225H205V224H204ZM204 225H203V227H204ZM226 225H227V224H226ZM49 226H51V225L48 224V227H49ZM59 226H61V224H60ZM63 226H64V225H63ZM155 226H156V225H155ZM174 226H175V225H172V226L169 225V227H168L167 229H170V227L173 228ZM183 226H184V225H183ZM186 226H187V224H186ZM186 226H185V227H186ZM22 227H23V225L21 226V228H22ZM32 227H34V226H32ZM40 227H42V226H40ZM56 227H58V226H56ZM56 227H55V228H56ZM64 227H65V226H64ZM123 227H124V226H123ZM136 227L139 228V226H136ZM177 227H178V226H177ZM237 227H239V226H237ZM26 228H28L27 231H30L29 227H26ZM30 228H31V227H30ZM50 228H52V227H50ZM50 228H48V230H49ZM121 228H122V227H121ZM130 228H128V226H127V229H130ZM137 228H136V231H137ZM187 228H190V229H191L192 227H187ZM195 228H196V227H195ZM229 228H231V227H229ZM36 229H37V226H36ZM38 229H39V228H38ZM53 229H54V227L52 228V230H53ZM60 229H62V228L60 227ZM65 229H66V228H65ZM65 229H64V230H65ZM91 229H92V228H91ZM132 229H131V230H132ZM163 229L165 230V227H164ZM173 229H174V228H173ZM175 229L177 230V228H175ZM198 229H199V228H198ZM198 229H195V230L198 231ZM204 229H205V228H204ZM22 230H23V229H22ZM48 230L45 229V231H47V232H48ZM57 230H58V229H57ZM68 230H69V229H68ZM118 230H119V229H118ZM125 230H126V229H125ZM133 230H132V231H133ZM24 231H25V228H24ZM24 231H23V232H24ZM27 231H26V232H27ZM35 231H36V230H35ZM42 231H43V233H44V228H43ZM42 231H41V232H42ZM53 231H54V230H53ZM53 231H52V233L49 231L50 234H52L51 237H52V238L55 237V239H53V240H56V239H58V238L61 237V236L58 237L59 235L57 236V233H58V232H55L56 230H55L54 232H53ZM138 231H140V230L138 229ZM199 231H200V230H199ZM202 231H203V229H202ZM204 231H205V230H204ZM247 231H248V229H247ZM49 232L46 233V234H49ZM65 232H66V230H65ZM126 232H127V231H126ZM169 232H170V231H169ZM243 232H244V231H243ZM1 233H2V232H1ZM1 233H0V235H1ZM24 233H25V232H24ZM24 233H23V234H24ZM62 233H64V232L62 231ZM119 233H120V232H119ZM166 233H168V232H166ZM189 233H190V232H189ZM199 233H200V232H199ZM203 233H204V232H203ZM236 233H237V232H236ZM236 233H235V234H236ZM9 234H10V233H8V235H9ZM25 234H26V233H25ZM27 234H28V233H27ZM33 234L36 235V233H33ZM39 234H40V232L38 233V236H40ZM41 234H42V233H41ZM64 234H65V233H64ZM64 234H63V235H64ZM169 234H170V233H168V235H169ZM244 234H245V233H244ZM4 235H5V234H4ZM21 235H22V234H21ZM30 235H31V234H29V236H30ZM122 235H123V234H122ZM201 235H202V233H201ZM23 236H24V235H23ZM48 236H49V235H48ZM64 236H65V235H64ZM71 236H74V235H71ZM212 236H213V235H212ZM212 236H211V237H212ZM1 237H2V236H1ZM1 237H0V238H1ZM6 237H7V236H6ZM35 237H36V236H35ZM41 237H42V236H41ZM51 237H50V238H51ZM140 237H141V236H140ZM200 237L203 238V236H200ZM25 238H27V236H25ZM29 238H31V236H30ZM33 238H34V237H33ZM46 238H47V236H46ZM46 238H45V239H46ZM64 238L66 239V236H65ZM141 238H142V237H141ZM148 238H149V237H148ZM172 238H173V237H172ZM218 238H219V237H218ZM241 238H242V237H241ZM1 239H2V238H1ZM35 239H37V238H35ZM38 239H39V237H38ZM43 239H44V238H43ZM43 239H42V242H44ZM71 239L73 240L74 238L72 237ZM139 239H140V238H139ZM142 239H143V238H142ZM162 239H163V238H161V239H159V240H160L161 242H163ZM208 239H209V238H208ZM26 240H27V239H26ZM39 240H40V239H39ZM48 240H49V239H48ZM59 240H60V239H59ZM59 240H58V242H60ZM66 240H68V239H66ZM74 240L77 241L78 239L75 238ZM79 240H80V238H79ZM79 240H78V241H79ZM136 240H137V239H136ZM153 240L155 241V240H157V239L154 238ZM209 240H210V239H209ZM209 240H208V241H209ZM35 241H36V240H35ZM46 241H47V240H46ZM51 241H52V239H51ZM51 241H48V242H51ZM80 241H81V240H80ZM149 241H150V240H149ZM164 241H165V239H164ZM196 241H198V240H196ZM205 241H206V240H205ZM213 241H214V240H212V242H213ZM258 241H259V240H258ZM54 242H55V241H54ZM62 242H64V239H63V241H61V243H62ZM90 242H91V241H90ZM90 242H89V243H90ZM171 242H172V241H171ZM174 242H176V241L174 240ZM198 242H199V241H198ZM228 242H229V241H228ZM27 243H28V241H27ZM30 243H31V241H30ZM32 243H34V242L32 241ZM51 243H52V242H51ZM70 243H71V242H70ZM74 243H76V242H74ZM122 243H123V242H122ZM151 243H152V242H151ZM195 243H196V242H195ZM40 244H41V243H39V246H40ZM43 244H47V243H43ZM53 244H54V243H53ZM57 244H58V243H57ZM57 244H56V245H57ZM65 244H66V243H64V246H63V247H66ZM72 244H73V243H72ZM78 244H80L81 246L84 245L82 241H81V243H78ZM78 244H76V245H78ZM123 244H124V243H123ZM171 244H172V243H171ZM199 244H200V243H199ZM32 245H33V244H32ZM37 245H38V244H37ZM37 245H36V246H37ZM62 245H63V243H62ZM76 245H75V247H77ZM106 245H107V244H106ZM115 245H116V244H115ZM149 245H150V244H149ZM196 245H197V244H196ZM214 245H215V244H214ZM51 246H52V244H51ZM58 246H60V243H59ZM58 246H57V247H58ZM78 246H79V245H78ZM81 246H80L79 248H76V249H77V250H78V249L80 250ZM93 246H94V245H93ZM102 246H103V245H102ZM146 246H147V245H146ZM165 246H169V244H168V245L165 244ZM181 246H182V245L180 244V247H181ZM185 246H186V245H185ZM45 247L47 248L46 245H45ZM48 247H49V246H48ZM52 247H53V246H52ZM54 247H55V245H54ZM67 247H68V245H67ZM87 247H88V246H87ZM149 247H150V246H149ZM202 247H203V246H202ZM206 247H207V245H206ZM37 248H38V247H37ZM49 248H50L49 250H51V247H49ZM59 248H60V247H59ZM83 248H85V246H83ZM168 248H170V246H169ZM168 248H167V249H168ZM183 248H184V247H183ZM215 248H216V247H215ZM8 249H10V248H8ZM25 249H26V248H25ZM39 249H40V248H39ZM53 249H54V248H53ZM63 249H64V248H63ZM85 249H86V248H85ZM116 249H117V248H116ZM206 249H207V248H206ZM208 249H209V248H208ZM243 249H244V248H243ZM41 250H42V249H41ZM49 250H48V251H49ZM57 250H58V248H57ZM71 250H72V249H71ZM73 250H74V249H73ZM87 250H88V249H87ZM203 250H204V249H203ZM46 251H47V249H46ZM52 251H53V250H52ZM55 251H56V250H55ZM59 251H60V250H59ZM62 251H63V250H62ZM74 251H75V250H74ZM81 251L83 252V250H81ZM111 251H112V250H111ZM146 251H147V250H146ZM190 251H191V250H190ZM190 251H189V252H190ZM206 251H207V250H206ZM9 252H10V251H9ZM71 252H72V251H70V253H71ZM78 252H79V251H78ZM167 252H168V251H167ZM183 252H184V251H183ZM255 252H256V251H255ZM34 253H35V252H34ZM50 253H51V252H50ZM52 253H54V251H53ZM52 253H51L49 256H51ZM70 253H69V254H70ZM88 253H89V252H88ZM113 253H114V252H113ZM168 253H169V252H168ZM36 254H37V253H36ZM44 254H45V253H44ZM44 254H42V255H44ZM48 254H49V252H47V255H48ZM54 254H55V256H56V253H54ZM75 254H76V252H75ZM90 254H91V253H90ZM57 255H59L58 252H57ZM61 255H62V254H61ZM61 255H60V256H61ZM70 255H71V254H70ZM70 255H69V256H70ZM96 255H97V254H96ZM139 255H140V254H139ZM168 255H169V254H168ZM170 255H171V254H170ZM49 256H47V257H49ZM52 256H53V255H52ZM63 256H64V254H63ZM98 256H99V255H98ZM124 256H125V255H124ZM165 256H166V255H165ZM56 257H57V259L60 258L59 256H56ZM56 257H55V258H56ZM71 257H72V256H71ZM74 257H75V256H74ZM166 257H167V256H166ZM22 258H21V260H22ZM51 258L54 259V256L51 257ZM140 258H141V257H140ZM176 258H177V257H176ZM88 259H89V258H88ZM142 259H143V258H142ZM152 259H153V256H152ZM1 260H2V259H1ZM3 260H4V259H3ZM46 260H47V259H46ZM55 260H56V259H55ZM58 260H59V261H60V260L62 261V259H58ZM64 260L66 261L67 259H64ZM99 260H100V259H99ZM101 260H102V259H101ZM173 260H175V259H174V256H173ZM53 261H54V260H53ZM53 261H52V262H53ZM61 261H60V262H61ZM74 261H75V260H74ZM80 261H81V260H80ZM139 261H140V260H139ZM175 261H176V260H175ZM40 262H41V261H40ZM54 262H55V261H54ZM82 262H83V261H82ZM99 262H100V261H99ZM143 262H145V261H143ZM171 262H172V261H171ZM34 263H35V262H34ZM38 263H39V262H38ZM44 263H45V262H44ZM64 263H65V262H64ZM67 263H68V264H71V263H69V262H67ZM54 264H55V263H54ZM72 264H74V263H72ZM79 264H80V263H79ZM147 264H148V263H147Z\"/></svg>","mask_w":264,"mask_h":264},{"label":"crops","instance_id":"crops-1","mask_svg":"<svg viewBox=\"0 0 264 264\" xmlns=\"http://www.w3.org/2000/svg\"><path fill=\"white\" fill-rule=\"evenodd\" d=\"M263 6H264V2L262 3L261 7H263ZM262 13H264V11H263ZM263 15H264V14H263Z\"/></svg>","mask_w":264,"mask_h":264},{"label":"trees","instance_id":"trees-1","mask_svg":"<svg viewBox=\"0 0 264 264\" xmlns=\"http://www.w3.org/2000/svg\"><path fill=\"white\" fill-rule=\"evenodd\" d=\"M91 8V7H90Z\"/></svg>","mask_w":264,"mask_h":264}]
</instances>
